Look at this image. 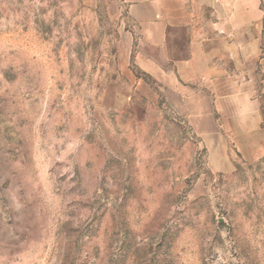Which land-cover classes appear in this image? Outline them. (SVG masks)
Segmentation results:
<instances>
[{
    "label": "rangeland",
    "instance_id": "rangeland-1",
    "mask_svg": "<svg viewBox=\"0 0 264 264\" xmlns=\"http://www.w3.org/2000/svg\"><path fill=\"white\" fill-rule=\"evenodd\" d=\"M96 15L0 0V264H264V126L118 94Z\"/></svg>",
    "mask_w": 264,
    "mask_h": 264
},
{
    "label": "crops",
    "instance_id": "crops-1",
    "mask_svg": "<svg viewBox=\"0 0 264 264\" xmlns=\"http://www.w3.org/2000/svg\"><path fill=\"white\" fill-rule=\"evenodd\" d=\"M63 2L115 23L118 94L167 108L201 135L263 129L264 0Z\"/></svg>",
    "mask_w": 264,
    "mask_h": 264
}]
</instances>
